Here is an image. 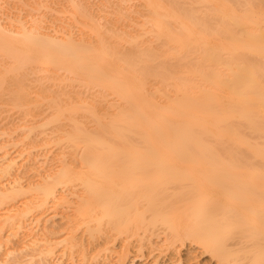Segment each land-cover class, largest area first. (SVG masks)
I'll return each mask as SVG.
<instances>
[{
	"label": "bare ground",
	"instance_id": "6f19581e",
	"mask_svg": "<svg viewBox=\"0 0 264 264\" xmlns=\"http://www.w3.org/2000/svg\"><path fill=\"white\" fill-rule=\"evenodd\" d=\"M63 1L0 17V93L28 98L0 126V200L41 193L0 216V245L61 206L52 264H264V0H120L117 24Z\"/></svg>",
	"mask_w": 264,
	"mask_h": 264
},
{
	"label": "rangeland",
	"instance_id": "374dc122",
	"mask_svg": "<svg viewBox=\"0 0 264 264\" xmlns=\"http://www.w3.org/2000/svg\"><path fill=\"white\" fill-rule=\"evenodd\" d=\"M52 1H53V4H55L54 3L55 1L61 2V4L58 7H60V9L63 12H59L58 15L60 17L65 16L68 11H66L64 9H65V7L68 6V4H64L65 1H63V0H49V3H51ZM103 1H104V3H103V5H101L102 8L96 7V5L100 3V0H88V3L85 5H88L87 7L91 8L92 12L96 13L98 15L109 14L110 19H114L116 24H117L119 22V20L117 19V14L120 12L117 3H120V0H103ZM44 11H47V8L45 6H40L38 8V6L35 3V0H0V17H2V18H6V16H7L6 14H8V13L19 18L20 16H22V17L27 16L30 12L36 13V12H44ZM3 16H5V17H3ZM106 19H108V18H106V17L101 18V21L105 22ZM15 24H18V22H15ZM73 28L77 29L78 24H74ZM119 30H122V26H119ZM7 86H10L14 90L15 95L10 94V93H5V94L0 93V126H8V125H12V124L22 123V121H24V117H23L24 115L21 114L22 104L23 103L27 104V99H28L26 97V95L24 94L23 90L16 87V85L13 82L7 83ZM19 94H21L23 97L19 98L18 97ZM8 120H11V123L6 125V122ZM26 146L27 145H25V144H23V145L21 144L19 146V148L25 149ZM22 168L25 169V167H22ZM39 178H40V176L36 175V173H29L28 175H26L22 179V181H23V184L25 186L35 185L39 181ZM27 192H29V193H27ZM27 192L26 193L24 192V194L21 193V195L17 196L15 199L11 196H10L11 198L6 196V198H4V200H2V201L0 200V216L4 217L5 215H3V214H5L7 211H9V207H11V205H13V204H16V206L18 205L19 208L22 207L21 210L23 212L24 211L23 206H24V204H26L27 201L31 202V200H34L35 199L34 195H37L38 197L41 196V193L38 192V190H37V192H35V190H33L31 192L30 191H27ZM32 192H34V193H32ZM37 193H40V195ZM37 196H36V198H37ZM34 201H36V199ZM37 201H38V199H37ZM27 204H29V203H27ZM16 206H14V207L17 208ZM14 207H13V210L10 208L11 213H14V209H15ZM56 208H59V210H57ZM56 208L51 210L50 213H52L54 210H57L58 212L56 211V213H59V214H60L59 211H61V213L63 212V210H62L63 208L61 206H57ZM24 209H25V207H24ZM53 213H55V212H53ZM37 214H38V211L34 210L33 212H30V213H28V215L25 216V218H26L25 222L27 221V217L30 219H28L29 221L27 222V225L23 221L24 224L28 227L26 228V226L24 225L25 226L24 229H22V227H21L22 231H21V229L19 230L18 228H16L19 231V232L18 231L16 232V231H13L14 228L12 229L11 227L7 226L8 228L5 227L6 229L3 230L4 232H1L2 233L1 236L3 237V239L5 238L4 235H6V236L9 235V236L6 237L7 240L5 239L6 243L3 241L4 244L0 245V246H2L0 248V264H52L54 262V260H56L55 258L58 257L59 255H61V252L63 250L62 249L63 246L61 247V244L59 246L56 245L57 247L55 246L56 247L55 251H54L55 254H51L52 256L51 255L50 256L49 255L43 256V255L38 254L39 252H37V251L43 250V248L47 249V247L44 246L45 240H46L45 238L47 236H46V233L42 232L43 231L42 229L45 228V226H43V223L47 224V222L48 223L50 222L49 224H51V222L53 220L51 221V218L50 219L47 218L48 220L45 219V221L46 220L47 221L43 222L42 221L43 219L41 218V221H38L39 219L36 220ZM48 214L49 213H46L45 217H43V218H46V216ZM59 214L55 215V217H52V219L53 218L56 219V222L53 221L54 223H58L57 221L60 220ZM61 217H62V215H61ZM33 218H36V219L33 220ZM1 219H3V218H1ZM22 220H24V218ZM47 225H46V228H47ZM26 230H28V231H26ZM44 230H46V229H44ZM20 231H21V233H20ZM11 232H13V233L16 232L15 233L16 235L15 236L13 234L10 235ZM17 233H18V236H17ZM28 234H29V236H28ZM44 234L46 237L43 236ZM32 235L40 236L42 239L44 237V240H42V242H41V240L37 239L38 238L37 236H35L36 237L35 238ZM58 235L50 237V238H52V241L54 238H55V241H58V240H56ZM61 235L62 234H60V236ZM31 236L34 237L35 239H37L38 241H36L35 243L33 242V244H31L32 241H35V239L33 240V238ZM29 238L32 239L31 243L29 241H27V240H29ZM10 239L12 241H10ZM25 241H27V242H25ZM16 242L20 243V244L22 243V245L18 244L20 246H17ZM43 242H44V245H43L44 247L42 246ZM116 243H119V242L117 241ZM26 244H27V246H26ZM16 246L19 248H16ZM116 248L120 249L119 244H117ZM195 252H196L195 253L196 256L194 259L195 264H221V262L218 261L216 258L212 257L211 254L206 253V252H202V251H200L199 248L196 249ZM104 253L106 254V252H104ZM104 253H102V254L104 255ZM156 253L157 252L150 253V252H148L147 249H145V251L143 253L134 257V259H135L134 261H130L128 264H144V262H146V261H152L153 256ZM182 253H184L183 254V256H184L185 252L183 251ZM102 254H100V255L103 256ZM39 255L42 257H40ZM45 257H47V258H45ZM77 257H78L79 261L77 260V262H74V264H88L87 261H84L85 262L84 263L82 261L81 257H79V256H77ZM65 258H63L64 261L60 260L62 262L61 264H72L71 263L72 261L69 262V260H70L69 258L68 259H67V257H65ZM144 260H146V261H144ZM151 264H158V263L153 262Z\"/></svg>",
	"mask_w": 264,
	"mask_h": 264
}]
</instances>
